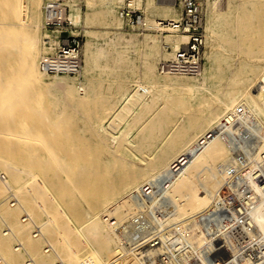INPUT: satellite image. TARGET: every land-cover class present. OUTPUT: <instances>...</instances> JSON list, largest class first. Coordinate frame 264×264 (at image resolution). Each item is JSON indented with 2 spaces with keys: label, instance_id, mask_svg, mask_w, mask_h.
I'll list each match as a JSON object with an SVG mask.
<instances>
[{
  "label": "bare ground",
  "instance_id": "obj_1",
  "mask_svg": "<svg viewBox=\"0 0 264 264\" xmlns=\"http://www.w3.org/2000/svg\"><path fill=\"white\" fill-rule=\"evenodd\" d=\"M43 2L41 6V0H0L1 76L47 85L52 97H63L61 112L79 109L80 122L68 132L46 129L33 120L25 102L12 106L0 101V167L5 171L0 193L5 188L15 198L0 199V218L5 205L29 208L37 217L46 215L38 233L57 238L41 252L36 247L39 234L30 235L27 226L20 225L30 214L17 223V234L27 237L39 264H154V252L163 253L170 264H214L210 256L219 249L240 256L237 264H264V164L250 165L258 140H264V75L255 78L259 68L244 67L236 75L209 58L195 77L160 71L162 76L156 66L160 42L145 34L143 40H150L145 41L141 81L132 89L88 78L94 70L126 78L134 68L123 52L111 53L113 67L102 66L101 60L110 53L102 47L93 49L90 40L84 65L74 75L81 81L68 74L46 78L35 50L36 30L46 29ZM120 3L110 0L105 13L114 14V5ZM154 3L165 16L175 18L167 22L178 21L175 0ZM242 5L264 38V2L227 3L230 10ZM22 7L24 17L18 19ZM209 8L206 29L226 45L232 43L238 25L249 24L214 14L211 4ZM84 15L86 22L93 19L91 12L71 6L72 24L83 23ZM140 26L157 28L147 26L144 19ZM121 39L127 46L137 41L117 32L106 42ZM56 41L57 35L47 39L53 52ZM186 43L166 35L164 45L171 51L165 57L174 58ZM112 89L116 92L109 95ZM208 93L215 101L194 109L192 100ZM237 124L248 135L238 137L232 130ZM262 154L257 160H264ZM66 191L79 194L81 207L74 213L75 203L66 204L71 219L59 231L57 218L64 211L55 204ZM79 231L84 237L77 239ZM57 239L65 245L57 244ZM0 247L9 252L13 264H19V254L8 250L2 237Z\"/></svg>",
  "mask_w": 264,
  "mask_h": 264
},
{
  "label": "rangeland",
  "instance_id": "obj_2",
  "mask_svg": "<svg viewBox=\"0 0 264 264\" xmlns=\"http://www.w3.org/2000/svg\"><path fill=\"white\" fill-rule=\"evenodd\" d=\"M25 0H22V2ZM41 0V6H42ZM125 1L122 0V3L115 4V13H109L106 14L105 11L109 7L110 0H74L71 2L70 9L72 5H75L76 8H80V10L86 14L87 12H91L93 14V19L89 22L85 21V15L83 23L74 25L72 24V27L68 30V33L71 35H79L81 40V59H82V66L84 65L85 61V44L87 40L91 41L92 48L95 49L96 47H102L106 52L110 53L107 57L103 58L100 62L102 66H109L113 67V59L110 56L111 53L116 52H123L126 56H128L133 64V72L128 73V76L122 77L120 74H113L111 76H107L102 73L100 70H94L92 73L89 74V79L102 84V85H112L114 87H118L119 85L123 87H129L132 89L134 87V84L137 81H141V75H140V67L142 65L143 61V54L145 50V44L148 40H143V36L147 34L148 36L154 37L156 40L160 42V48L158 50V54L160 55L157 60V72L160 75H165L160 73L159 70V64L162 61L171 60L165 55L168 51H171L169 47H166L164 45L165 43V36L170 35L173 39H177L180 41V43H186L187 37H182V34L174 33L171 31H166V28L159 29L160 27L158 25L159 22L164 21L167 22V19H175L169 16H165L162 13L161 7H158L155 5V0H133V3H131V7L135 9L136 11H139L148 26H157V28L149 29L142 27L137 24H130L125 15L122 14V10L125 6ZM236 3L240 4H247L249 0H234ZM254 1H260L264 2V0H254ZM228 0H202V7L204 11V29H205V50H204V63L208 61L209 58H213L216 61V67L219 69L227 70L231 69L235 72V74H239L240 70L242 68H246L247 70L252 68H259L255 78L259 80L261 76L264 75V38H260L262 36L263 32H258L255 28L254 23L250 20L251 16L246 13L247 8H245L244 5H242L241 9H232L230 10L227 6ZM209 4L213 6L212 11L214 14H225L229 16V19L235 23H238L239 21H249L248 26L245 25H238L235 29V32L231 36V42L228 45L224 43V40L217 37V34L214 31L207 30L206 29V21L208 20V16L210 14V8ZM24 5V4H22ZM41 15H42V8ZM174 10L178 12V9L176 6H174ZM120 13L122 15H120ZM25 9L22 7L18 11V19L24 17ZM179 14V12H178ZM117 17L120 18L121 24L118 25L119 21L117 20ZM257 18V17H254ZM251 21V22H250ZM43 25V21L41 22ZM89 32V33H88ZM122 32L123 38L128 39L130 36H134L137 41L134 45H124L121 40H117L116 43H107L106 40L113 38L115 33ZM36 33L38 34L39 41L36 45V53L38 54V63L39 60L45 56L53 53V50L51 49V46H48L47 39H49L51 36H54V38L57 35V40L59 33L56 31H52L50 29H44L42 26L36 30ZM146 41V42H145ZM57 42V41H56ZM54 43V42H53ZM55 45V44H54ZM95 52V51H94ZM211 53V54H210ZM175 55V53H174ZM204 65V64H203ZM39 67V66H38ZM95 69V68H94ZM108 73V70L107 72ZM55 75H46V78H51ZM63 76V75H60ZM171 76V75H167ZM183 76V75H178ZM187 77H195V76H189L184 75ZM69 78H77L79 81L82 80V77L69 75ZM256 81V80H255ZM47 85L45 84H33L30 82H26L23 80H9L8 78L2 77L0 72V101L6 102L8 105H16L18 102L26 103L29 105L30 115L33 118V120H38L41 124V127H46V129H52L51 127L55 128L56 130H60L62 132H68L71 130V126L76 125L80 122L79 115L80 111L79 109H69L66 113V111H62L64 104L63 97L53 96V92L47 91ZM116 89H112L109 91V95L115 93ZM21 101V102H20ZM191 105L195 108H203L210 104H212L215 101V96L212 93H208L204 99H194L192 100ZM28 102V103H27ZM161 103V100L158 101V104ZM157 104V105H158ZM19 105V104H17ZM15 107V106H14ZM47 111V112H46ZM55 113L54 119L52 114ZM196 113H199L197 111ZM180 114V113H179ZM48 115V117H47ZM52 116V117H51ZM78 116V119H77ZM52 118V119H51ZM76 118V119H75ZM177 118V115L173 119V121H170V124L172 122H175ZM53 120L55 123L53 124L51 122ZM77 122V123H76ZM233 132L238 133L239 131H243V136L248 135L246 128L241 127L239 124L234 125L232 127ZM245 137V136H244ZM249 140V138H248ZM264 152V140L259 139L257 148L254 149L253 155L250 159V165H262L264 164V160H257V155H263ZM12 164V163H11ZM5 171L3 168L0 167V186L3 187L2 181L5 179ZM6 189L3 188L2 192L0 193V199L3 197H8V200H13L14 194L10 191H5ZM66 196H59L57 199V203L55 204L58 206V208L62 209L64 211V215L57 218L58 223V230L60 231L62 229V223L68 221V219H71V216L69 214V209L66 207V204H69L71 202L75 203L76 210L74 213L79 211L81 207V198L78 193L76 192H67ZM224 195L227 197H230L231 194L227 189H224ZM15 199V198H14ZM231 200V199H229ZM5 208V209H4ZM2 212V218H0V237L6 239L8 250H11L15 255L19 254V264H24L27 261H30V264H39V257L37 254L34 253V251L31 250V248L28 245L27 237L22 236L20 234H17V223L21 222V219H26V214L32 213L29 208H26V210L16 207H8V205H5ZM16 208V209H15ZM21 209V210H20ZM26 213V214H25ZM59 214V213H58ZM10 215V216H9ZM29 217H32L29 220ZM26 221L22 222L20 225L23 227L27 226V232L31 235L35 231V233H38V229L40 230L41 224L47 220L46 215L43 213L40 216H36V214H30V216ZM2 219V220H1ZM34 224H31L32 222ZM112 220L111 222H113ZM38 228H37V227ZM3 232H8L6 235L2 236ZM82 231L77 232V239L84 237L81 233ZM36 237L37 246L39 248V252L43 250L48 244L52 245L51 242H53V245L56 242L57 237H48V236H41L40 233H38ZM58 234V233H57ZM58 236V235H56ZM43 237V238H42ZM69 237V236H68ZM60 241V242H59ZM67 242H70L71 239L66 240ZM64 244L63 241L60 239H57V244ZM19 244V245H18ZM59 244V245H60ZM52 245V246H53ZM20 246V247H19ZM14 247H19L18 250H14ZM50 249V247H49ZM14 250V251H13ZM56 252L59 254V251L56 250ZM57 256H53L54 261H58L56 258ZM32 259V260H31ZM0 264H13L10 261L9 252H5L0 247ZM4 261V262H3Z\"/></svg>",
  "mask_w": 264,
  "mask_h": 264
},
{
  "label": "built area",
  "instance_id": "obj_3",
  "mask_svg": "<svg viewBox=\"0 0 264 264\" xmlns=\"http://www.w3.org/2000/svg\"><path fill=\"white\" fill-rule=\"evenodd\" d=\"M74 0H44V27L59 33L54 52L41 58L40 69L47 75L68 74L75 75L81 65V40L79 35H71L68 30L72 27L69 17L70 5ZM180 17L176 22L158 23L159 29L185 35L188 40L174 58L159 64L161 72L195 76L204 64L205 29L202 0H175ZM122 14L127 21L140 25L143 17L131 5L125 4ZM239 131L237 136H241ZM221 248V247H220ZM249 251V250H244ZM165 254V253H164ZM154 264H170L163 253L154 252ZM214 264H237L240 256L233 257L226 250H221L210 256ZM255 258V257H254Z\"/></svg>",
  "mask_w": 264,
  "mask_h": 264
}]
</instances>
